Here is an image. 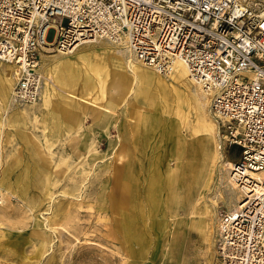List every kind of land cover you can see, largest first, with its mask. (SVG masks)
<instances>
[{
    "label": "rangeland",
    "instance_id": "374dc122",
    "mask_svg": "<svg viewBox=\"0 0 264 264\" xmlns=\"http://www.w3.org/2000/svg\"><path fill=\"white\" fill-rule=\"evenodd\" d=\"M260 2L264 5V0ZM103 42L107 41L89 45L100 49ZM84 45L88 44L80 47ZM57 53L45 49L41 64L46 56ZM110 57L105 56L113 72L105 77L103 84L92 79L91 88L86 89L87 84L79 77L67 86L65 82L64 89L49 82L55 87L53 100L57 105L66 103L71 117L57 136H52L50 148L46 145L47 130L41 114L46 81L41 69L44 81L40 100L35 105L17 106L28 108L24 119L11 115L13 107H5L0 100V264H176L169 258L165 234L181 231L185 232L184 243H187L186 259H181L186 260L185 264H215L212 253L215 241L209 240L208 244L207 238L202 239L197 225L205 217L211 231L219 213L235 207L238 191L230 190L228 168L239 158V148L229 144L219 125V137L214 134L217 155L212 154L214 160L208 157L202 168L206 187L201 199L194 201V196L193 201L175 207L172 205L175 186L170 194L162 188L161 198L158 197L157 169H162L166 183L177 166L184 172L183 176H188L193 167L199 169L195 166L201 161L192 154L198 141L190 129L194 114L191 112L188 120L174 115V111L164 115L154 110L158 93L152 88H145L147 95H139L138 99L134 93L123 96L127 89L123 78L126 75L112 64ZM74 60L81 65L80 60ZM6 68L0 62V76ZM144 87L148 86L144 84ZM109 95L121 101L118 106L122 104L114 105L113 109L107 107ZM140 112L145 116L153 114L155 117L147 124L153 122L154 126L148 132L142 154L145 167L134 165L131 184L122 200L120 188L128 160L127 149L130 140L136 142L132 125ZM207 116L212 121L208 111ZM109 118L112 122L104 134L102 124ZM160 149L170 155L166 167L158 161ZM155 195L160 199L156 208L151 204ZM119 209H124L125 216L119 215ZM123 218L130 234L135 227L144 229L145 242L126 239L127 231L117 223ZM162 221L171 224L163 227Z\"/></svg>",
    "mask_w": 264,
    "mask_h": 264
},
{
    "label": "built area",
    "instance_id": "2783aa9c",
    "mask_svg": "<svg viewBox=\"0 0 264 264\" xmlns=\"http://www.w3.org/2000/svg\"><path fill=\"white\" fill-rule=\"evenodd\" d=\"M100 39L125 42L159 73L179 61L210 93L213 114L228 118L220 123L224 136L240 150L234 178L253 194L233 215L219 213L215 264H264V180L248 173H264V7L252 0H0V60L14 68L22 102L39 99L46 48L69 51Z\"/></svg>",
    "mask_w": 264,
    "mask_h": 264
},
{
    "label": "bare ground",
    "instance_id": "6f19581e",
    "mask_svg": "<svg viewBox=\"0 0 264 264\" xmlns=\"http://www.w3.org/2000/svg\"><path fill=\"white\" fill-rule=\"evenodd\" d=\"M252 1L257 2V4L262 5L264 7V5L260 2V0H252ZM100 40H105V39H100ZM100 40H97V41H100ZM105 41L107 42H103V45L100 46V49H96L94 48L95 47L94 45H89L93 42H96V40L95 41L82 40L81 42L77 43L69 51H58V53L55 55L48 54L49 56H46L47 57L46 60L42 62L39 70L41 69V71L46 76L45 78L46 81H48V82L46 81L44 82V89L42 90L41 102H40L43 107V109L41 110V114H43V118H42L43 127L47 130V135H46L47 148H50L53 144L52 136L55 134H58V132L61 131L60 128L62 127V125L68 123L66 121H70L69 119L71 118L69 115V108H67L66 103L61 102L62 104L59 103V105H57L55 101L53 100L55 96L53 89L55 87L50 85L49 82L55 83L56 85H59L61 88H64L63 85L65 82L67 83L66 84L67 86L72 81H76L80 77L87 84V86H85L86 89L87 87L91 88V85L89 83L91 82L92 79H94V82H99V85L100 83L103 84L105 77L109 75V73L113 72V70L111 69L109 63L106 61V58H105V56L107 55L111 56L110 58H112V61H113L112 64H114L118 68H121L122 72H124V75L127 76V77L126 76L123 77L127 83V89H125L126 91L123 94V96H127L129 93H134L135 96L137 95L135 99L136 98L138 99L139 95L140 97L143 95L145 96L147 95L148 89L146 90L145 88H152L151 90L158 93L157 95L158 101H156L157 103L154 106H152L154 110L159 111L160 113L164 115H167L171 113L172 111H174V115H177L179 117L183 116L184 119L188 118V115L191 112H193L194 122L190 125V129L193 132V135L197 136L198 141L192 150V154L194 155V157H197L199 161H201L195 166V167H198L199 169L193 167L190 171H188V176H183L184 172L179 171L178 166H177L176 168L173 169V173L169 174L168 183L165 182V179H164L165 176L161 175L162 169H157L159 179L157 181L158 190L156 191V195L160 197L162 188L167 189L166 190L168 192L167 194H170L169 191H171L173 187L175 186L176 192L174 191L175 192L174 193L175 195L173 198L174 202L172 203V205H174L175 207H177L178 205L179 206L183 205L184 202L186 201L187 202H189L190 200L193 201L194 196L196 197L194 201L200 200L202 196L201 195L202 191L206 187V182L204 183L205 174L202 171V168L205 162L207 161L208 157L212 158L213 160L216 157L218 144L216 143L217 146L214 145V142H215L214 134L216 133V135L219 137L218 127L220 123L226 124L228 122V118L224 115L216 116L215 114H213L211 110V105H210L211 103L210 93L207 92L200 83L195 81L189 75L186 67L181 62L179 61L174 62L169 72L159 73L156 70H154L152 67H149V66H146L140 63L134 57V55L132 54V52L130 51V49L128 48L125 42L116 43V42H111L109 40H105ZM83 44H88V45H84L80 47ZM79 47H80V50L77 49ZM76 49L78 50L77 52H75ZM74 59L80 60L81 65L79 66ZM0 62L4 63L7 67L4 70L2 69V75L0 76V100L5 107H8V106L13 107L14 110L13 112H11V115L15 114L16 118L24 119L25 114L28 113V108H20L17 106L22 107V106H28V105H33V104L35 105V103L40 100V95L37 101L31 102V103H25V102L20 101L14 93V86L16 82V79L14 77V68L12 67V65L2 62L1 60ZM128 78H130V80H128ZM14 79H15V82H14ZM43 81H42V84H43ZM136 83L138 84L137 89L135 88ZM42 84H41V88H42ZM133 84H135L134 87H133ZM144 84L147 85L148 87H144ZM40 93H41V89H40ZM122 98L124 99V97ZM107 100L108 102L106 106L112 109L114 108V105L117 104L118 106V103L121 102V101H118L117 98H114L113 95L112 96L109 95ZM207 106H208V109H206ZM183 109H187V112H185ZM207 111H208V115L210 119L213 122L209 120L207 116ZM143 113L141 112L138 113L139 116L135 118L134 124L132 125V130H133L136 142H134L135 140L134 141L130 140L129 141L130 145H129V148L127 149L128 160L125 164L126 171H124L123 183L121 184V188H120L121 193H122L121 194L122 200L125 199L123 195L125 193L127 194V191L129 188L128 185L130 181L132 180L130 176L134 169V165L138 164L140 165L142 169H144L145 167V164L142 159V154L146 146L145 143H146V138L148 137V132L149 130L150 131L153 130V126H154L153 122L147 124V121L149 122V119L152 121V119L155 116L153 114L151 116H145ZM111 122L112 120L111 118H109L106 122L102 124L103 126L102 130L104 134H107L108 125L111 124ZM223 137L226 138L225 136ZM20 138L22 140V136H20ZM213 145L215 149H212ZM166 151L165 149H160V156L158 157V161L165 167L168 164V157H170V155L169 156L166 155ZM228 170H229L228 174H229V182H230L229 184L232 188L230 190L238 191V194H235V197H234L235 200H237L235 203V207L231 211H226L230 215H233L234 211L242 207V204H241L242 201H245L248 196H250L251 198L253 194L245 193L244 189L238 184L237 180L234 178V175H238V174L234 173L233 175L232 173L233 172L232 170H235L233 164L232 165L229 164ZM248 173L250 174L251 177H254L255 179H257L256 181L258 183L264 180V173H257V172H248ZM171 176L173 178H171ZM199 186L202 188L200 192L198 193L197 190L199 189ZM255 189H256L255 193H259L261 190L260 185H258V187H256ZM129 194L130 193H128V195ZM243 195L245 197L244 198L245 200H243L242 198ZM157 196L154 197L151 202V204L155 206V208L157 206V202L160 200ZM112 198H115V196H113ZM168 198H169V195H168ZM247 203L248 202H245L244 205H246ZM119 213H120L119 214L120 216L121 215L125 216L124 209H119ZM206 213H205V216H206ZM218 219L219 217L217 216V219L213 221V223L215 222L214 223L215 225L212 226L213 228L210 231L211 234L210 235L207 234L209 236V240H212V242H214L216 239V233L218 229ZM207 220L204 217L201 219L200 222H198L197 226L200 227V231H202L203 228L205 227L209 228L208 227L209 223ZM117 223L120 228L124 229L123 231L125 230L127 231L126 239L138 240L140 244L146 241L143 235V232H144L143 228L139 229L138 227H135V229H133L132 233L130 234L129 227L125 223L124 218L121 219L120 222H117ZM170 224L171 223L167 221L161 222V225H163V227H169ZM150 225L153 226V222L150 223ZM211 225H212V221H211ZM165 235H166L165 245H167V242H169L171 234L167 232ZM214 253L215 251L213 250V254ZM214 259H215V254H214Z\"/></svg>",
    "mask_w": 264,
    "mask_h": 264
},
{
    "label": "crops",
    "instance_id": "0c3cea01",
    "mask_svg": "<svg viewBox=\"0 0 264 264\" xmlns=\"http://www.w3.org/2000/svg\"><path fill=\"white\" fill-rule=\"evenodd\" d=\"M43 58V57H42ZM14 82H15V79H14ZM209 227V226H208ZM198 232V235L202 238V239H205L207 238V243L209 244V236L207 234H211L210 233V228H203L202 231L200 230H197ZM205 232V233H204ZM206 234V235H205ZM176 238V239H175ZM184 238H185V232L181 231V232H176L175 234H172L170 236V239H169V243L168 245L170 246V250H169V246H168V249L167 251H169L170 255H169V258L172 259V261H174L173 263L176 262V264H185L186 260H181V259H186L185 258V252H186V244L187 243H184ZM182 240V241H181ZM184 244V247H183V244ZM175 243V244H174ZM175 246V247H174ZM178 246V247H177ZM211 251V250H210ZM213 253V252H212Z\"/></svg>",
    "mask_w": 264,
    "mask_h": 264
}]
</instances>
